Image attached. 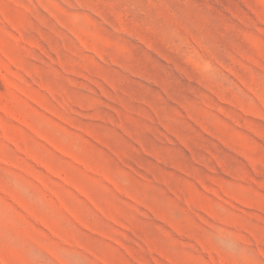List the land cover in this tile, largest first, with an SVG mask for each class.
<instances>
[{
  "label": "rangeland",
  "instance_id": "obj_1",
  "mask_svg": "<svg viewBox=\"0 0 264 264\" xmlns=\"http://www.w3.org/2000/svg\"><path fill=\"white\" fill-rule=\"evenodd\" d=\"M0 264H264V0H0Z\"/></svg>",
  "mask_w": 264,
  "mask_h": 264
}]
</instances>
